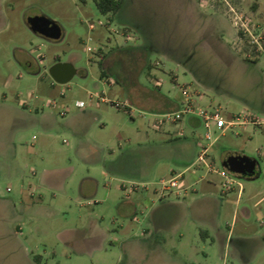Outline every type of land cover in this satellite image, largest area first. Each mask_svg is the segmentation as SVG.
I'll return each instance as SVG.
<instances>
[{
  "label": "rangeland",
  "instance_id": "rangeland-1",
  "mask_svg": "<svg viewBox=\"0 0 264 264\" xmlns=\"http://www.w3.org/2000/svg\"><path fill=\"white\" fill-rule=\"evenodd\" d=\"M29 16L60 39L32 34ZM243 21L259 45L264 0H124L115 16L92 0H0V264H264V49L242 50ZM56 61L75 70L64 85L47 74ZM182 92L238 123L205 140L193 118L169 122ZM229 154L254 159L255 178L232 179Z\"/></svg>",
  "mask_w": 264,
  "mask_h": 264
},
{
  "label": "water",
  "instance_id": "water-1",
  "mask_svg": "<svg viewBox=\"0 0 264 264\" xmlns=\"http://www.w3.org/2000/svg\"><path fill=\"white\" fill-rule=\"evenodd\" d=\"M28 30L45 41H57L61 37L59 26L44 16H29L25 19ZM50 79L64 85L74 76L75 70L67 62H55L48 69ZM221 167L228 172H244L247 179L255 178L257 162L254 159L240 154H229L221 163Z\"/></svg>",
  "mask_w": 264,
  "mask_h": 264
},
{
  "label": "built area",
  "instance_id": "built-area-1",
  "mask_svg": "<svg viewBox=\"0 0 264 264\" xmlns=\"http://www.w3.org/2000/svg\"><path fill=\"white\" fill-rule=\"evenodd\" d=\"M244 22V23H243ZM240 23L241 28L239 31H242L243 33H249L246 28V23L243 21ZM88 29H92V27L89 25ZM249 35V34H248ZM250 43L255 44L258 48L259 45L256 43L255 40H250ZM182 100L179 103V108L173 112L164 114L163 117L166 120H169L171 123H177L182 119L183 116H189L190 118L195 119L196 121H199L203 127V129L206 131L204 134L205 140H210L209 132L211 130L218 131L219 134H222L227 129L233 127L238 122L233 121H226L221 118L219 113L216 110H205L201 107H199L186 93L182 92L181 94ZM74 106L76 108L83 107L82 102H75ZM114 107H118L116 104L113 105ZM61 115V114H60ZM254 124V122H252ZM197 160L201 163H203L202 155L197 156ZM222 175V173H220ZM176 178H179V175L175 177H171L167 180H160L161 190L162 191H169L170 189H176L178 186V182Z\"/></svg>",
  "mask_w": 264,
  "mask_h": 264
},
{
  "label": "crops",
  "instance_id": "crops-1",
  "mask_svg": "<svg viewBox=\"0 0 264 264\" xmlns=\"http://www.w3.org/2000/svg\"><path fill=\"white\" fill-rule=\"evenodd\" d=\"M115 16V15H114ZM156 101H158V97L156 96ZM159 103L160 104H164V103H166V101H164V99L162 98V97H160L159 98ZM179 103H180V98H179V100H178V102L176 103L177 105H179ZM175 104V105H176ZM192 119H189V121H186V124L189 126V127H194L199 121H196L195 119H193V121H191ZM182 121H178L177 122V124H179V126H182ZM173 124H176V123H173ZM185 142H187V141H185ZM186 144V143H185ZM187 161H190V158H189V160L187 159ZM60 172L59 171H55V172H50V173H48L47 174V177L48 178H51L52 179V182L54 181V182H56L57 183V185H59L60 183H62V182H60V180L59 181H55V179H57V178H59V176H60ZM257 174V171H256V173H255V175ZM46 177V178H47ZM231 178L232 179H234V180H241V181H250V180H253V179H240V178H238V177H234V176H231ZM259 200H261V198L259 199ZM258 200V201H259ZM257 201V202H258ZM256 202V203H257ZM213 204H214V207L216 208V204H215V202H213ZM160 207L161 208H164V209H169V208H176V207H178L179 208V204L178 203H169V202H166V203H163V204H160ZM235 207V206H234ZM217 220H218V212L216 213V215L214 216V220H213V226H211V230L212 231H214L215 232V234H216V236L218 237H220L221 235H223V232L220 230V228H219V226H218V223H217ZM166 227V226H165ZM151 228L154 230V232H155V234L156 233H158L161 229L160 228H162V226H159V225H157V224H155V222H154V224H151ZM14 230L15 231H19L20 230V228L19 227H15L14 228ZM148 229H144L143 230V234L144 235H147L148 233ZM228 234H229V230L227 231V235H226V237L225 238H227V236H228Z\"/></svg>",
  "mask_w": 264,
  "mask_h": 264
},
{
  "label": "trees",
  "instance_id": "trees-1",
  "mask_svg": "<svg viewBox=\"0 0 264 264\" xmlns=\"http://www.w3.org/2000/svg\"><path fill=\"white\" fill-rule=\"evenodd\" d=\"M124 0H92L97 12L101 15H115L120 9L121 6L123 4ZM252 9H254V7H251ZM242 31H238L237 32V36L240 39H243L244 42L246 43L245 47H243V51L246 52L247 51V47H248V43H250V40L248 39V37H246V35ZM259 47L260 49H264V38L259 39ZM250 46L252 48V50L254 51L257 46L253 43H250ZM57 62V61H56ZM99 65V64H98ZM150 67H147V71L149 70ZM205 236V235H204Z\"/></svg>",
  "mask_w": 264,
  "mask_h": 264
},
{
  "label": "flooded vegetation",
  "instance_id": "flooded-vegetation-1",
  "mask_svg": "<svg viewBox=\"0 0 264 264\" xmlns=\"http://www.w3.org/2000/svg\"><path fill=\"white\" fill-rule=\"evenodd\" d=\"M223 170H225V169H223ZM255 171H257V170L255 169ZM226 172L229 173L230 175L234 176V177H238L240 179H247V176L245 174H243V173H245V171L242 173L241 172H228V171H226Z\"/></svg>",
  "mask_w": 264,
  "mask_h": 264
}]
</instances>
